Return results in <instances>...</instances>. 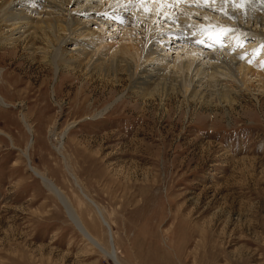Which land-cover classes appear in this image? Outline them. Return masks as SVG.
I'll return each instance as SVG.
<instances>
[{"label":"rangeland","instance_id":"1","mask_svg":"<svg viewBox=\"0 0 264 264\" xmlns=\"http://www.w3.org/2000/svg\"><path fill=\"white\" fill-rule=\"evenodd\" d=\"M104 15L103 23L78 19L104 44L138 39L140 28ZM1 32L0 264H113L32 168L120 264H264V83L253 80L231 106L174 93L142 99L126 73L101 78L86 63L56 71L42 53L53 51L54 37L13 42L16 34ZM150 36L148 49L169 62L209 66L221 50L200 35L167 43ZM253 39L243 37L242 54ZM75 41L67 36L63 51L82 59Z\"/></svg>","mask_w":264,"mask_h":264},{"label":"bare ground","instance_id":"2","mask_svg":"<svg viewBox=\"0 0 264 264\" xmlns=\"http://www.w3.org/2000/svg\"><path fill=\"white\" fill-rule=\"evenodd\" d=\"M114 1H3L0 7V45L5 42L3 32H1L3 28L9 29L10 35H17L9 39L10 41L18 42L22 39L31 41L41 36L47 44H51V39L54 37L53 42L56 44H51L53 51H48L47 46V49H42V53L44 57L51 58L50 62L55 66L56 71L63 66L73 68L75 64L86 63V72L97 73L101 78L118 79L120 74L126 73L131 83L130 88L137 89L136 91L141 90L139 95L142 99L158 97L162 101L174 93L182 95L187 102L231 106L239 91L251 89L253 80L264 83V67L262 68L264 65V33L262 32L264 29V0ZM36 4H41V11H38L37 6L35 8ZM184 4L189 5L191 9H185ZM46 6L51 8L49 12L44 9ZM93 7L95 11H91ZM32 11L40 15L33 22L29 20V14ZM104 14L110 15L112 19L123 25L140 28L141 32L137 29L132 32L133 28L130 30L135 37L139 35L138 39L131 40L128 37L129 43L104 44L99 35L90 29L89 23L78 19L79 15H82L87 17L86 20L90 24L93 23L91 18L103 23L105 22L103 21ZM214 14L215 17L220 16V18L227 19L229 24L218 27L212 22ZM209 15L211 16L208 17ZM119 19L121 21H118ZM251 26L254 29H251ZM19 28L23 29L22 32ZM169 28L175 29L169 30ZM208 29L210 30L207 31ZM151 33L164 37L165 43L177 37L180 38L179 41L184 39L186 42H191L194 39L192 35H200L207 39L213 38L214 45L221 46V50L218 51L215 63L209 66L185 59L174 62L159 60L156 51L151 52L147 46L152 41ZM126 35L129 36V33L126 32ZM67 36H76L72 50L80 51L79 57L82 56V59L67 58L62 48ZM243 37L254 39L248 42V53L242 54L239 51V45ZM96 44H99L98 47ZM48 53H51L50 56ZM211 57L213 58V55H208V59ZM32 170L35 175L39 176L44 186L58 198L68 218L91 246L105 254L113 264H120L116 261L114 250L106 251L86 230L81 219L75 215L67 198L56 185L38 170L34 168ZM104 223L107 222L104 221ZM108 230L110 232L109 226Z\"/></svg>","mask_w":264,"mask_h":264}]
</instances>
